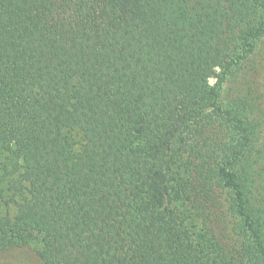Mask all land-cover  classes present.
I'll list each match as a JSON object with an SVG mask.
<instances>
[{
	"label": "trees",
	"instance_id": "obj_1",
	"mask_svg": "<svg viewBox=\"0 0 264 264\" xmlns=\"http://www.w3.org/2000/svg\"><path fill=\"white\" fill-rule=\"evenodd\" d=\"M0 264H264V0H0Z\"/></svg>",
	"mask_w": 264,
	"mask_h": 264
},
{
	"label": "rangeland",
	"instance_id": "obj_2",
	"mask_svg": "<svg viewBox=\"0 0 264 264\" xmlns=\"http://www.w3.org/2000/svg\"><path fill=\"white\" fill-rule=\"evenodd\" d=\"M246 74H250L252 72L253 67L251 65H248L243 68ZM242 73V72H241ZM239 74L237 73V78L233 77L229 83L225 86V89L222 93V101L228 102L232 96H234V93L239 90H241V84L243 83V78L245 74ZM214 82V80L212 81Z\"/></svg>",
	"mask_w": 264,
	"mask_h": 264
}]
</instances>
